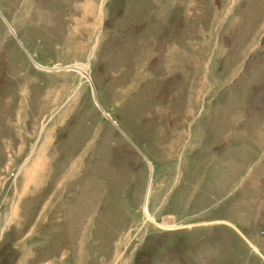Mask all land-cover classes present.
Instances as JSON below:
<instances>
[{
    "label": "rangeland",
    "instance_id": "1",
    "mask_svg": "<svg viewBox=\"0 0 264 264\" xmlns=\"http://www.w3.org/2000/svg\"><path fill=\"white\" fill-rule=\"evenodd\" d=\"M0 264H264V0H0Z\"/></svg>",
    "mask_w": 264,
    "mask_h": 264
},
{
    "label": "bare ground",
    "instance_id": "2",
    "mask_svg": "<svg viewBox=\"0 0 264 264\" xmlns=\"http://www.w3.org/2000/svg\"><path fill=\"white\" fill-rule=\"evenodd\" d=\"M27 177V176H26ZM25 178V177H24ZM32 179V178H31ZM26 180V179H25ZM29 179H27V182H28ZM31 184V183H30ZM3 209V208H2ZM3 212V211H2Z\"/></svg>",
    "mask_w": 264,
    "mask_h": 264
}]
</instances>
